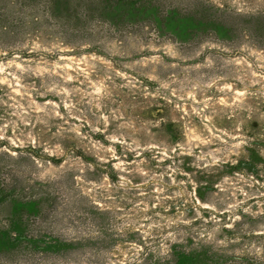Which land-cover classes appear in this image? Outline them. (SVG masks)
<instances>
[{
	"label": "rangeland",
	"instance_id": "rangeland-1",
	"mask_svg": "<svg viewBox=\"0 0 264 264\" xmlns=\"http://www.w3.org/2000/svg\"><path fill=\"white\" fill-rule=\"evenodd\" d=\"M0 5L5 264H264V0Z\"/></svg>",
	"mask_w": 264,
	"mask_h": 264
},
{
	"label": "trees",
	"instance_id": "trees-1",
	"mask_svg": "<svg viewBox=\"0 0 264 264\" xmlns=\"http://www.w3.org/2000/svg\"><path fill=\"white\" fill-rule=\"evenodd\" d=\"M59 0H48L50 3L49 13L59 14L57 10V2ZM20 10V8L18 9ZM14 9L8 11L5 7L0 5V38H5L16 31V27L9 23H2V18L12 14ZM259 22L254 24V28L262 31L264 27V14L256 16ZM263 21L262 23L260 21ZM42 201V200H41ZM41 201L33 204L23 205L22 208L34 210L35 207H40ZM0 208L8 210L7 214L0 216V264H5L9 261L20 258L27 250L22 247L23 241L26 239L23 234L24 228L29 223V217L23 213L17 212L19 208L17 204L11 200L0 201ZM178 253L174 251L169 253L166 264H180Z\"/></svg>",
	"mask_w": 264,
	"mask_h": 264
}]
</instances>
